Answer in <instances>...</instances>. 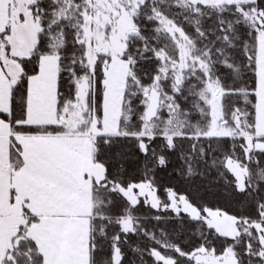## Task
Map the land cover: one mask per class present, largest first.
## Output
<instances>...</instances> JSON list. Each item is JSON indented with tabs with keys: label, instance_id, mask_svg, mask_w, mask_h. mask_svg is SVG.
<instances>
[{
	"label": "snow or ice",
	"instance_id": "obj_1",
	"mask_svg": "<svg viewBox=\"0 0 264 264\" xmlns=\"http://www.w3.org/2000/svg\"><path fill=\"white\" fill-rule=\"evenodd\" d=\"M0 264H264V0H0Z\"/></svg>",
	"mask_w": 264,
	"mask_h": 264
}]
</instances>
